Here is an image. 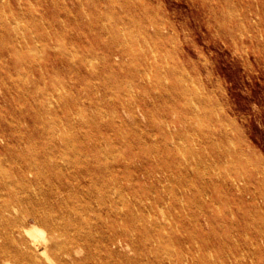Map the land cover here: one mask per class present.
I'll use <instances>...</instances> for the list:
<instances>
[{"label":"rangeland","instance_id":"rangeland-1","mask_svg":"<svg viewBox=\"0 0 264 264\" xmlns=\"http://www.w3.org/2000/svg\"><path fill=\"white\" fill-rule=\"evenodd\" d=\"M5 208L0 264H264V0H0Z\"/></svg>","mask_w":264,"mask_h":264},{"label":"bare ground","instance_id":"bare-ground-1","mask_svg":"<svg viewBox=\"0 0 264 264\" xmlns=\"http://www.w3.org/2000/svg\"><path fill=\"white\" fill-rule=\"evenodd\" d=\"M224 138L225 137H222L219 134L214 133V134H211V135L206 136V137L204 136L202 138V141L201 142L203 144L205 142H208V143H212L214 145H219V143L225 142V139ZM219 146L222 147V149L219 148V147L217 148L220 151V153H218V157H220L221 159H223L225 162L230 161L231 163H233L235 161H241V160L244 159V158H242V156H236V153H237L236 150L234 151V149H231L230 147H225V146H221V145H219ZM233 152H236V153H233ZM4 211H6V212H0V220L2 222V229H0V238L2 237V238H5V239H9L10 242H11V244H12L13 250L12 251H7L4 247H3V250H2V246H0V253H1L0 260L6 261V262H17L18 263L20 261V258H24L25 256L27 258L32 259V256L31 255L24 254V253H22L19 250V245H20V242L21 241L17 240L15 238V236H14V230H17V231H21L22 230V233H24V234H28V235L34 236V237H40L41 239H43V246H42V249L41 250L39 249V252H40L39 254L42 255V256H44L48 261H50L51 260L50 259V250L52 248H55V246L51 242V238L44 237L42 231L40 229H38L37 227H30V228H24V227H22V223L20 221H18V220L12 221L9 218L8 214L10 212H8V208H5ZM34 220L35 221H38V220L41 221L43 223V225H45V227L47 226L50 229L55 228L54 220L50 216H48L47 214L44 217H40V218H38V215L37 216L35 215L34 216ZM56 250H57V248H56Z\"/></svg>","mask_w":264,"mask_h":264}]
</instances>
